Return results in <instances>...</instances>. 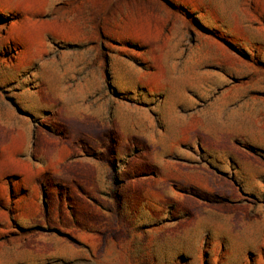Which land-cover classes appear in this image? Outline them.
Returning <instances> with one entry per match:
<instances>
[{"label":"rangeland","instance_id":"1","mask_svg":"<svg viewBox=\"0 0 264 264\" xmlns=\"http://www.w3.org/2000/svg\"><path fill=\"white\" fill-rule=\"evenodd\" d=\"M0 264H264V0H0Z\"/></svg>","mask_w":264,"mask_h":264}]
</instances>
